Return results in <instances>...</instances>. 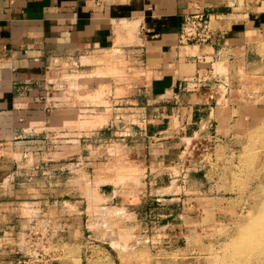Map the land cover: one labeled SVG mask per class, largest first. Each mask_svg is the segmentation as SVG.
<instances>
[{
	"label": "rangeland",
	"instance_id": "374dc122",
	"mask_svg": "<svg viewBox=\"0 0 264 264\" xmlns=\"http://www.w3.org/2000/svg\"><path fill=\"white\" fill-rule=\"evenodd\" d=\"M58 2L66 58L0 138V264H264V0Z\"/></svg>",
	"mask_w": 264,
	"mask_h": 264
},
{
	"label": "crops",
	"instance_id": "0c3cea01",
	"mask_svg": "<svg viewBox=\"0 0 264 264\" xmlns=\"http://www.w3.org/2000/svg\"><path fill=\"white\" fill-rule=\"evenodd\" d=\"M73 3L64 1L62 5L70 6ZM39 5L40 0H0L1 139L12 140L18 132L20 134L26 131L25 123L22 122L24 114L28 113L25 110L28 106L25 105L29 103L24 102L27 100L24 97L26 91L47 71L49 67L47 64L61 62L68 53L62 48L66 47L65 40L69 34L64 31H53L49 24L40 23L41 15L46 18L49 15H56L54 13L57 10L67 12L68 9L59 8L61 4L58 0H47L41 8L43 11L41 14L36 13ZM81 7L76 9L82 11ZM115 7L117 6L112 5L109 13L117 17L120 12ZM64 15L66 14L60 13L58 18ZM58 27L60 29L61 26ZM80 37L82 39L83 36ZM14 91H19V102H15L18 98Z\"/></svg>",
	"mask_w": 264,
	"mask_h": 264
},
{
	"label": "bare ground",
	"instance_id": "6f19581e",
	"mask_svg": "<svg viewBox=\"0 0 264 264\" xmlns=\"http://www.w3.org/2000/svg\"><path fill=\"white\" fill-rule=\"evenodd\" d=\"M261 244H262V241H261ZM260 244V246H261ZM239 246H240V249H243L244 251L247 250V248H258V244H257V241L255 240V242L253 244L251 243H248V242H244L243 240L241 242H239ZM246 247V248H244Z\"/></svg>",
	"mask_w": 264,
	"mask_h": 264
}]
</instances>
